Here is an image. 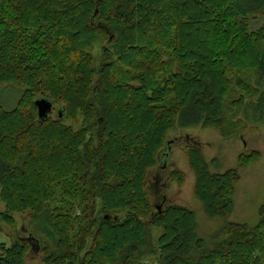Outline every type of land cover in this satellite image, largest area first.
<instances>
[{"label": "trees", "instance_id": "1", "mask_svg": "<svg viewBox=\"0 0 264 264\" xmlns=\"http://www.w3.org/2000/svg\"><path fill=\"white\" fill-rule=\"evenodd\" d=\"M257 13L264 0H0V85L24 88L13 110L0 105V221L26 217L36 234L1 244L0 264H25L33 246L42 264H264V206L252 228L228 221L258 154L216 174L186 147L194 195L224 221L210 244L192 211L159 212L147 191L178 121L226 137L247 99L264 113ZM42 97L60 119L38 120Z\"/></svg>", "mask_w": 264, "mask_h": 264}, {"label": "rangeland", "instance_id": "2", "mask_svg": "<svg viewBox=\"0 0 264 264\" xmlns=\"http://www.w3.org/2000/svg\"><path fill=\"white\" fill-rule=\"evenodd\" d=\"M102 50L101 44L94 46L92 50L96 63L101 59ZM23 92L24 88L15 84L0 85V105L5 111L13 110ZM260 93L264 96V87L260 88ZM257 99L258 97H253L244 101V108L234 119L236 131L226 137L214 127L183 128L178 121L167 139L171 146L166 167L162 168L163 160L159 157L158 165L148 173L147 191L151 203L161 206L176 205L192 211L195 215L196 233L207 244H210L212 236L224 221L209 217L201 201L194 195L195 176L186 158V147L193 144L199 146L205 161L210 164L211 172L216 174L237 167L240 154L259 155V160L255 163L239 169L240 179L234 189L232 211L228 219L250 228L256 226L259 209L264 206V113L257 110V121L252 115V106ZM57 112V107L53 106L51 117ZM174 171L183 174L181 184L169 180V174ZM3 211L4 204L0 200V213ZM32 229L26 217L17 219L15 230L0 221V245L9 247L17 240L27 242L36 235ZM24 262L42 264L41 256L34 246L28 249Z\"/></svg>", "mask_w": 264, "mask_h": 264}, {"label": "water", "instance_id": "3", "mask_svg": "<svg viewBox=\"0 0 264 264\" xmlns=\"http://www.w3.org/2000/svg\"><path fill=\"white\" fill-rule=\"evenodd\" d=\"M34 107L37 111V118L40 122H44L48 119L49 115L52 113L53 105L50 102L48 97H42L34 100ZM58 118L60 119L62 117V113L58 111ZM171 142H167V149L166 151L160 155L161 159L163 160V166L162 168L166 167L167 159L169 156V150H170ZM161 160V161H162ZM163 201H161L162 203ZM155 208L160 212L161 204L154 205ZM33 238L28 239V242H31Z\"/></svg>", "mask_w": 264, "mask_h": 264}, {"label": "crops", "instance_id": "4", "mask_svg": "<svg viewBox=\"0 0 264 264\" xmlns=\"http://www.w3.org/2000/svg\"><path fill=\"white\" fill-rule=\"evenodd\" d=\"M252 17H253L252 25H253L254 29L260 28L261 26L264 25V17L263 16H261L260 14L257 13ZM257 114H258V112L252 111V115L255 117L256 121H257Z\"/></svg>", "mask_w": 264, "mask_h": 264}]
</instances>
